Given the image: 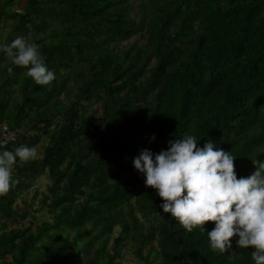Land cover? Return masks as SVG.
<instances>
[{
  "label": "trees",
  "instance_id": "16d2710c",
  "mask_svg": "<svg viewBox=\"0 0 264 264\" xmlns=\"http://www.w3.org/2000/svg\"><path fill=\"white\" fill-rule=\"evenodd\" d=\"M23 1L0 0V44L36 43L55 79L0 51V124L19 131L0 150L46 138L0 195V264H121L127 246L144 264H255L238 236L213 250L164 213L133 159L189 133L231 151L238 178L264 161V0ZM44 175L48 218L22 227L17 201Z\"/></svg>",
  "mask_w": 264,
  "mask_h": 264
},
{
  "label": "clouds",
  "instance_id": "9594fccd",
  "mask_svg": "<svg viewBox=\"0 0 264 264\" xmlns=\"http://www.w3.org/2000/svg\"><path fill=\"white\" fill-rule=\"evenodd\" d=\"M0 51L15 65L25 67L36 84L48 85L55 79L39 45L26 37L0 44ZM200 140L184 133L169 140L168 147L158 153L141 149L133 159L134 167L145 176V184L163 198V212L189 232L198 226L205 230L213 250L226 252L232 248V238L238 236V247L252 246L255 264H264V161H253L255 171L238 178L236 156L212 139L198 146ZM38 154L37 146L28 145L0 150V195L15 182L12 173L17 159L27 162ZM208 221L215 222L211 230L204 227Z\"/></svg>",
  "mask_w": 264,
  "mask_h": 264
},
{
  "label": "rangeland",
  "instance_id": "374dc122",
  "mask_svg": "<svg viewBox=\"0 0 264 264\" xmlns=\"http://www.w3.org/2000/svg\"><path fill=\"white\" fill-rule=\"evenodd\" d=\"M16 8H23L24 5V1L23 0H17L16 4H15ZM9 25L4 27V30H2L0 39L1 37L5 36L7 33V30L9 29ZM171 30H173V28H171ZM1 43V40H0ZM126 44V43H125ZM96 108H99V106L97 105L96 107H93L89 110L90 114H94L96 113V117L99 116V112H95ZM44 142H46V138H43L42 143H40L37 147H38V158H42V146L44 145ZM50 180L49 178L44 175L42 177H40L33 185V187L26 192H23L18 201H17V205L16 207L20 210V211H27L29 214L28 219L24 222V224L22 225V227H28L31 226L32 229H35L38 225H40L44 219L48 218V215L43 214L41 211H38L40 208V202L43 198V196L45 194L48 193V186L50 185ZM3 223V221L1 220V216H0V225ZM120 228H116L115 232L113 234L111 243L114 242V239L116 237H118L120 235ZM71 238H73L74 233L70 234ZM133 248L132 247H125L124 251H123V255L122 257L118 260L119 262H121V264H144L143 260H140L137 256V254H135L133 252ZM148 253V248H146L145 250V254L147 255Z\"/></svg>",
  "mask_w": 264,
  "mask_h": 264
},
{
  "label": "built area",
  "instance_id": "2783aa9c",
  "mask_svg": "<svg viewBox=\"0 0 264 264\" xmlns=\"http://www.w3.org/2000/svg\"><path fill=\"white\" fill-rule=\"evenodd\" d=\"M19 131L14 130L7 123L0 124V145L5 146L17 140Z\"/></svg>",
  "mask_w": 264,
  "mask_h": 264
}]
</instances>
